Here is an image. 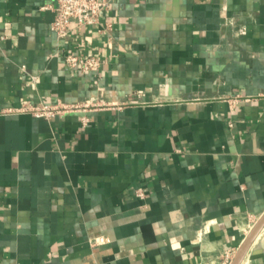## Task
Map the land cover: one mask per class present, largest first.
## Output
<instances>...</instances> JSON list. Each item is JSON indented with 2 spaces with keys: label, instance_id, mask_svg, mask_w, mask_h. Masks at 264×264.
<instances>
[{
  "label": "crops",
  "instance_id": "0c3cea01",
  "mask_svg": "<svg viewBox=\"0 0 264 264\" xmlns=\"http://www.w3.org/2000/svg\"><path fill=\"white\" fill-rule=\"evenodd\" d=\"M54 6L0 0V264H223L264 214V0H112L65 39Z\"/></svg>",
  "mask_w": 264,
  "mask_h": 264
},
{
  "label": "built area",
  "instance_id": "2783aa9c",
  "mask_svg": "<svg viewBox=\"0 0 264 264\" xmlns=\"http://www.w3.org/2000/svg\"><path fill=\"white\" fill-rule=\"evenodd\" d=\"M55 17L51 24L52 31L59 39L67 38L73 31H81L85 27L97 24L101 16L108 10L112 0H54ZM65 65L70 70L82 74H97L101 69V59L96 55L77 56L66 54L63 56ZM87 106H85L86 108ZM80 111L78 105H48L23 103L18 107L5 110L9 114H30L36 118L52 119L62 111ZM140 198L145 194L137 192ZM235 252L227 250L223 257V264H232Z\"/></svg>",
  "mask_w": 264,
  "mask_h": 264
},
{
  "label": "water",
  "instance_id": "95a60500",
  "mask_svg": "<svg viewBox=\"0 0 264 264\" xmlns=\"http://www.w3.org/2000/svg\"><path fill=\"white\" fill-rule=\"evenodd\" d=\"M264 228V214L259 218L243 244L239 247L232 264H242L246 258L252 244Z\"/></svg>",
  "mask_w": 264,
  "mask_h": 264
}]
</instances>
